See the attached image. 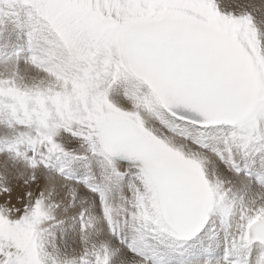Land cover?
Returning a JSON list of instances; mask_svg holds the SVG:
<instances>
[{
	"label": "snow or ice",
	"instance_id": "1",
	"mask_svg": "<svg viewBox=\"0 0 264 264\" xmlns=\"http://www.w3.org/2000/svg\"><path fill=\"white\" fill-rule=\"evenodd\" d=\"M12 36L0 264H264V0H0Z\"/></svg>",
	"mask_w": 264,
	"mask_h": 264
},
{
	"label": "rangeland",
	"instance_id": "2",
	"mask_svg": "<svg viewBox=\"0 0 264 264\" xmlns=\"http://www.w3.org/2000/svg\"><path fill=\"white\" fill-rule=\"evenodd\" d=\"M15 43V36L10 39H0V50H2L4 44ZM215 234V235H214ZM224 231L218 222L213 223L209 221L206 228L200 234L199 241H190L193 247L188 249L186 254H201L204 249L209 245H213V256H219L224 250ZM187 247V246H186Z\"/></svg>",
	"mask_w": 264,
	"mask_h": 264
}]
</instances>
